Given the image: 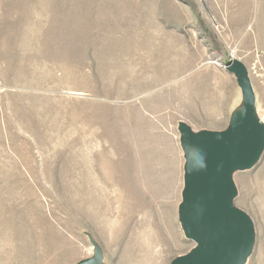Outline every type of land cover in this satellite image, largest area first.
<instances>
[{
  "label": "rangeland",
  "instance_id": "obj_1",
  "mask_svg": "<svg viewBox=\"0 0 264 264\" xmlns=\"http://www.w3.org/2000/svg\"><path fill=\"white\" fill-rule=\"evenodd\" d=\"M228 58L264 127V0H0V264L187 253L179 126L238 119ZM232 179L264 264V146Z\"/></svg>",
  "mask_w": 264,
  "mask_h": 264
},
{
  "label": "water",
  "instance_id": "obj_2",
  "mask_svg": "<svg viewBox=\"0 0 264 264\" xmlns=\"http://www.w3.org/2000/svg\"><path fill=\"white\" fill-rule=\"evenodd\" d=\"M235 77L243 98L238 119L224 130L194 132L181 123L184 186L178 219L185 237L194 242L169 264H245L254 244L250 217L234 206L232 174L252 167L259 159L263 131L252 126L255 96L244 63L228 58L223 64ZM76 264H103L100 251Z\"/></svg>",
  "mask_w": 264,
  "mask_h": 264
},
{
  "label": "bare ground",
  "instance_id": "obj_3",
  "mask_svg": "<svg viewBox=\"0 0 264 264\" xmlns=\"http://www.w3.org/2000/svg\"><path fill=\"white\" fill-rule=\"evenodd\" d=\"M251 126H252L257 132H259V131L262 132L263 129H264L263 125H262L261 123H259V121H257V120L255 119L254 115H253V117H252V124H251Z\"/></svg>",
  "mask_w": 264,
  "mask_h": 264
}]
</instances>
